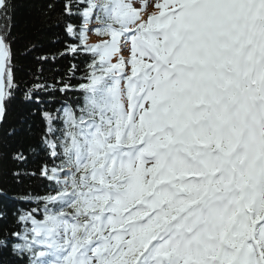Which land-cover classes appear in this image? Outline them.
I'll list each match as a JSON object with an SVG mask.
<instances>
[{
    "label": "snow or ice",
    "instance_id": "obj_1",
    "mask_svg": "<svg viewBox=\"0 0 264 264\" xmlns=\"http://www.w3.org/2000/svg\"><path fill=\"white\" fill-rule=\"evenodd\" d=\"M0 264H264V0H0Z\"/></svg>",
    "mask_w": 264,
    "mask_h": 264
},
{
    "label": "rangeland",
    "instance_id": "obj_2",
    "mask_svg": "<svg viewBox=\"0 0 264 264\" xmlns=\"http://www.w3.org/2000/svg\"><path fill=\"white\" fill-rule=\"evenodd\" d=\"M94 40V39H93Z\"/></svg>",
    "mask_w": 264,
    "mask_h": 264
}]
</instances>
